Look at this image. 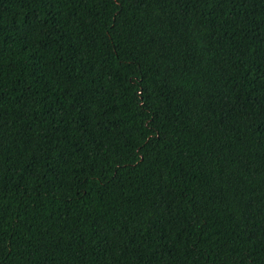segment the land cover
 Returning <instances> with one entry per match:
<instances>
[{"label":"trees","instance_id":"obj_1","mask_svg":"<svg viewBox=\"0 0 264 264\" xmlns=\"http://www.w3.org/2000/svg\"><path fill=\"white\" fill-rule=\"evenodd\" d=\"M0 264H264V0H0Z\"/></svg>","mask_w":264,"mask_h":264}]
</instances>
